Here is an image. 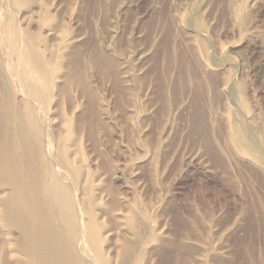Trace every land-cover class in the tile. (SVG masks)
I'll use <instances>...</instances> for the list:
<instances>
[{
    "label": "rangeland",
    "instance_id": "obj_1",
    "mask_svg": "<svg viewBox=\"0 0 264 264\" xmlns=\"http://www.w3.org/2000/svg\"><path fill=\"white\" fill-rule=\"evenodd\" d=\"M0 113L105 264H264V0H0Z\"/></svg>",
    "mask_w": 264,
    "mask_h": 264
},
{
    "label": "bare ground",
    "instance_id": "obj_2",
    "mask_svg": "<svg viewBox=\"0 0 264 264\" xmlns=\"http://www.w3.org/2000/svg\"><path fill=\"white\" fill-rule=\"evenodd\" d=\"M0 115V264H105L99 232L80 214L70 181H62L52 145L48 157L36 155L39 126H15L13 116Z\"/></svg>",
    "mask_w": 264,
    "mask_h": 264
}]
</instances>
